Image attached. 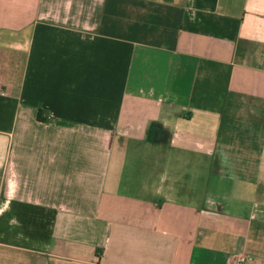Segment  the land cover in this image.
<instances>
[{"label": "crops", "instance_id": "0c3cea01", "mask_svg": "<svg viewBox=\"0 0 264 264\" xmlns=\"http://www.w3.org/2000/svg\"><path fill=\"white\" fill-rule=\"evenodd\" d=\"M0 264H264V0H0Z\"/></svg>", "mask_w": 264, "mask_h": 264}, {"label": "trees", "instance_id": "16d2710c", "mask_svg": "<svg viewBox=\"0 0 264 264\" xmlns=\"http://www.w3.org/2000/svg\"><path fill=\"white\" fill-rule=\"evenodd\" d=\"M42 112H43V110L42 109H38V113H37V118L39 119V120H41V121H44V120H46V116H44L43 114H42Z\"/></svg>", "mask_w": 264, "mask_h": 264}, {"label": "built area", "instance_id": "2783aa9c", "mask_svg": "<svg viewBox=\"0 0 264 264\" xmlns=\"http://www.w3.org/2000/svg\"><path fill=\"white\" fill-rule=\"evenodd\" d=\"M241 260L243 259V257L240 258Z\"/></svg>", "mask_w": 264, "mask_h": 264}]
</instances>
